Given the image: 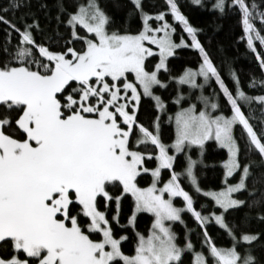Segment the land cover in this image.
<instances>
[{
    "label": "snow or ice",
    "instance_id": "1",
    "mask_svg": "<svg viewBox=\"0 0 264 264\" xmlns=\"http://www.w3.org/2000/svg\"><path fill=\"white\" fill-rule=\"evenodd\" d=\"M191 3L220 17L239 12L241 39L260 70L246 87L228 65L229 87L198 38L202 30L182 14L177 0H164L154 13L143 0L117 3V10L127 8L125 20H139L134 31L123 21L118 25L100 0H56V39L48 36L47 44L35 39L34 33H43L35 13L15 17L29 4L9 0L0 8L6 26L0 45V264H184L186 253L189 264H264V255L256 254L258 248L264 252V0ZM169 14L187 34L178 43ZM182 47L198 51V67L162 80L161 70L168 72L169 57ZM154 56L159 59L150 65ZM170 84L171 113L156 92ZM143 98L152 102L148 123L139 117ZM165 119L174 128L167 144ZM210 140L226 150L219 191L202 189L195 173L203 161L193 159L192 151L202 157ZM163 170L169 171L166 180ZM142 174L151 176L146 187L139 184ZM184 180L213 201L211 212L196 208ZM126 198L130 215L120 225ZM241 208L246 211L238 222L229 219ZM141 212L152 215L151 228L147 237L136 232L134 249L126 253L122 242L128 237L117 235L112 223L134 230ZM183 213L200 230L199 250ZM252 219L260 230H251ZM176 222L186 229L182 243L172 230ZM211 223L227 244L209 235Z\"/></svg>",
    "mask_w": 264,
    "mask_h": 264
},
{
    "label": "trees",
    "instance_id": "2",
    "mask_svg": "<svg viewBox=\"0 0 264 264\" xmlns=\"http://www.w3.org/2000/svg\"><path fill=\"white\" fill-rule=\"evenodd\" d=\"M23 2L25 4H29L30 8H23L17 11L15 13V17H19L22 13H26L29 11L35 13L40 27L41 29H43V33H34L37 42L43 41L45 44H47L48 36L56 39L54 35L57 27L56 21L54 19L56 15V0H23ZM65 2L67 3L69 2V0H65ZM100 2L101 5L105 7V9L116 18L118 25L123 21L125 23V26L129 27L133 31L140 26V22L137 18H127L125 20V13L127 11V8L121 7L119 10L115 8V5L117 3L122 6L128 5L129 0H100ZM257 2L259 3L260 0H257ZM8 3L9 0H0V8L7 7ZM41 3L47 4L48 7L46 9L40 8L39 5ZM143 3L146 11L154 13L156 11L162 10L164 0H143ZM177 3L182 14H184L188 18L189 22L194 27L202 30L198 33V38L205 49L209 52L212 60L214 61L216 67L220 70L221 74L224 76L225 81L226 83H228L229 87L232 86V82L229 80L227 74L228 65H231L232 68L238 73L242 85H245V87V82L250 79L251 75H259L260 70L258 68L257 61L254 59V55L248 50L246 40L241 39L243 32L238 11H229L223 17H220L213 12L206 11L193 5L191 3V0H177ZM9 16L12 17L13 14L10 12ZM27 19L29 22H31V17H27ZM166 19H168L169 22L174 23L170 14L166 17ZM174 26L176 28L174 40L178 43L180 36L183 35L186 38L187 34L183 32L182 27L179 25V23H175ZM59 30L62 35H66L64 33V28L62 25L60 26ZM262 34H264V32H262ZM5 41L6 26L0 24V45H4ZM16 42L17 37L16 34L13 33L12 43L15 44ZM62 42L63 41H61V43ZM256 45L259 50L258 41L256 42ZM2 55L3 54L0 53V58H2ZM148 60L151 65V63L158 61V57L154 56L152 58H149ZM198 62V51L183 47L176 49L174 56L170 57L168 60V72H161L160 78L162 80L166 79L169 74H171L172 76H177L181 74L186 67H198ZM209 91H211V89H206L205 94L207 95ZM156 92L157 94L161 95L162 99L167 102L169 113L174 112L175 105L172 104L171 100V98L175 95L174 86L170 84V86L166 90L156 89ZM185 92H187L186 87ZM184 106H187V104H185ZM152 115L153 107L151 100L148 98H143L139 110L140 119L145 123H148ZM256 115H259V113L257 112ZM173 137L174 128L170 124H168L167 120L165 119L162 122V139L167 144L171 143V139ZM196 152L197 150L194 149L192 151V156H196ZM224 159H226V150L220 149L216 145L215 141H209L206 143L205 151L202 157L203 163L197 164L195 168V173L202 189L219 191L224 186L222 169V161ZM183 161L184 157L182 155L177 157L174 165L177 171L181 170ZM151 166H154V164ZM162 176L166 180L169 176V171L163 170ZM138 180L141 187H146L151 183V176L150 174H142L141 177H138ZM182 186L185 190H188L192 193L195 198V206L198 210H201L204 213H208L213 210V201H211L210 198L195 194L186 180L182 182ZM234 196L237 198H245V194L243 193H236ZM175 203L178 205H182V200H177ZM201 205H204L205 207L201 209ZM130 206V198H126L121 202V210L119 216L120 225H127V217L130 215ZM113 211L114 206L109 208V215H111ZM244 211H246V209L241 208L239 211L234 212L233 215L229 217V219L233 220L234 222H238L239 218L243 216ZM183 218L186 221L188 227L193 229V231L190 233V238L199 250L200 244L202 242L199 236L200 230L194 224L190 214L184 213ZM152 219L153 217L149 214H138L135 221L134 230L131 227L121 228L117 226L115 222L112 223V228L117 235L124 234L128 237L127 240L122 242L124 252L130 253L133 251L136 232L144 235L148 234L151 228ZM261 227L262 226L259 225L255 221V219H252L250 223L251 230L258 231L261 229ZM172 229L175 233H177L178 243H182L183 237L186 232L185 226L178 222L173 224ZM208 232L218 245L228 243L223 231L220 230L214 223L208 225ZM256 254L258 256L264 255V252H262L258 248L256 250ZM183 261L184 264H189L190 255L186 253L183 256Z\"/></svg>",
    "mask_w": 264,
    "mask_h": 264
},
{
    "label": "rangeland",
    "instance_id": "3",
    "mask_svg": "<svg viewBox=\"0 0 264 264\" xmlns=\"http://www.w3.org/2000/svg\"><path fill=\"white\" fill-rule=\"evenodd\" d=\"M169 23H171V22H169ZM175 23H178V22H176V21H174V23H171V24H175ZM175 27V26H174ZM175 34H176V31H175V33L173 34V38H174V36H175ZM174 56V55H173ZM156 57H158V56H156ZM149 58H152V57H149ZM148 58V59H149ZM170 58V57H169ZM158 59H159V57H158ZM169 60V59H168ZM167 63H168V61H167ZM161 72H163V70H161ZM210 141H214V140H210ZM207 142H209V141H207ZM206 142V143H207ZM194 150V149H193ZM203 157V156H202ZM202 157L200 156V153L197 151L196 152V156H193V159H197V160H201L202 159ZM162 173H163V171H162ZM230 179V178H229ZM188 191V190H187ZM189 193L192 195V193L189 191ZM233 195H235V194H233ZM177 200H182L181 198H175L174 199V203L177 201ZM176 204V203H175ZM176 206H181V205H178V204H176ZM141 213H145V212H141ZM138 214H140V213H138ZM138 214H137V216H138ZM146 214H149V213H146ZM184 214V213H183ZM182 214V215H183ZM149 215H151V214H149ZM152 216V215H151ZM137 218V217H136ZM176 223H178V222H176ZM175 224V223H174ZM173 226V225H172ZM173 230V229H172ZM148 235V234H147ZM147 235H145V237H147Z\"/></svg>",
    "mask_w": 264,
    "mask_h": 264
}]
</instances>
